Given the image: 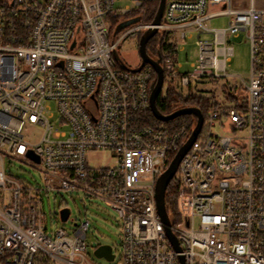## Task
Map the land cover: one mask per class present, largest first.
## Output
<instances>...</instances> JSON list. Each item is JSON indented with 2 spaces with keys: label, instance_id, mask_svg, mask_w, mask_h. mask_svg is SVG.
<instances>
[{
  "label": "built area",
  "instance_id": "built-area-1",
  "mask_svg": "<svg viewBox=\"0 0 264 264\" xmlns=\"http://www.w3.org/2000/svg\"><path fill=\"white\" fill-rule=\"evenodd\" d=\"M116 1L0 0V264H97L85 253L87 219L48 234L39 192L58 189L100 197L120 217L118 257L111 247L108 264H264V8L165 1L157 31L179 28L182 41L192 28L198 54L186 72L164 54L163 86L199 93L204 80L229 75V37L243 31L250 47L248 77L230 83L237 99L208 105L172 177L177 221L166 213L178 249L154 188L196 119L154 116L152 65L133 70L115 60L119 41L150 26L139 17L112 36L107 17L117 24L142 15L148 0L119 9ZM220 15L225 27L207 26ZM95 150H110L112 164H88ZM5 159L29 163L41 183L8 174Z\"/></svg>",
  "mask_w": 264,
  "mask_h": 264
},
{
  "label": "rangeland",
  "instance_id": "rangeland-1",
  "mask_svg": "<svg viewBox=\"0 0 264 264\" xmlns=\"http://www.w3.org/2000/svg\"><path fill=\"white\" fill-rule=\"evenodd\" d=\"M237 7L248 5V0H231ZM125 4L133 3L130 0H117L115 7L121 8ZM253 4L257 8H264V0H253ZM116 20L109 16L107 17L108 24H111V30L115 27ZM228 22V16L220 15L209 18L206 23L208 27L219 28L225 27ZM179 28L170 31V35L165 36L170 41L176 43V50L171 54V57L180 63V71H190L191 64L195 62L198 54V47L195 42L196 33L192 28H188L185 32V38L182 39L178 35ZM120 32L117 33L118 38ZM160 34V35H159ZM163 32L156 35L162 37ZM139 37H126L119 41L116 47L117 53L121 60L128 66H136L140 62V55L138 52ZM229 42L233 47V53L230 60L227 62L228 76L217 79H207L199 85V92L205 96H210L211 101H223L222 90L224 82L239 83L241 78L246 79L249 74L250 67V47L248 39L243 31L236 35L229 37ZM164 86L161 92H164ZM182 91L186 94V90ZM190 91V90H189ZM224 102V101H223ZM51 109L54 110V105L51 104ZM204 129V128H203ZM212 131L219 132V129H212ZM40 133V129L32 130L29 138L33 140ZM88 164L90 165H111L112 152L110 150H95L86 153ZM4 166L12 176L24 178L31 183H41V176L39 171L24 162L23 160H8L5 159ZM39 197L43 210V223L48 231V234L53 236L57 228L72 229L74 221L80 219L88 220V227L86 229L85 237V253L89 260L97 264H108L106 258L98 257L94 254V249L99 244H108L112 247V251L117 255L119 253V240L121 236V219L104 199L85 193L82 190H51L47 192L40 191ZM67 208L69 211L68 218L64 220L61 217V210ZM112 263V262H111Z\"/></svg>",
  "mask_w": 264,
  "mask_h": 264
},
{
  "label": "water",
  "instance_id": "water-1",
  "mask_svg": "<svg viewBox=\"0 0 264 264\" xmlns=\"http://www.w3.org/2000/svg\"><path fill=\"white\" fill-rule=\"evenodd\" d=\"M165 1L166 0H158L156 11L150 22V26L147 27L139 36L138 43H137L138 52L140 55L139 65L135 68L127 66L121 60L116 50H113V57L115 58V60L119 62L121 66L128 68V69H133V70L139 69L145 62L150 63L152 65L156 75L150 86L149 100H150V107H151V110L154 116L162 120H167V119L174 118L180 114H191L196 119L195 124L189 136L187 137V139L176 150L170 162L168 163L167 167L158 175L156 182H155V188H154L156 208H157V212L162 222L164 223L165 232L167 236L170 238V240L172 241V243L174 244V246L179 249L176 237L169 228L170 220L167 216L166 209H165L164 194H165V190L167 188V185L170 179L173 177L176 171L179 160L184 155V153L187 151V149L189 148V146L195 139L197 133L201 129L202 122H203V114L197 106H181V107L175 108L169 113H162L156 107L155 100H156L157 95L162 90L164 74H163L162 66L160 64V56L158 55L157 58H152L151 56H149L146 50V43L157 32V26L158 24H160V21H161ZM138 19H139V16H133V17H130L123 21L118 22L112 31V36H114L121 28L136 22ZM67 213H68L67 208H63L60 212L61 217L65 219L67 216ZM94 254L98 257H104L106 259H111L113 257L111 246L108 244H99L94 249Z\"/></svg>",
  "mask_w": 264,
  "mask_h": 264
},
{
  "label": "trees",
  "instance_id": "trees-1",
  "mask_svg": "<svg viewBox=\"0 0 264 264\" xmlns=\"http://www.w3.org/2000/svg\"><path fill=\"white\" fill-rule=\"evenodd\" d=\"M158 0H148L140 6L139 10L143 12V20L146 22H151L154 13L156 11ZM160 32H156L146 43V49L149 54H155L159 52L160 54L165 51L167 56L171 57V54L176 50V43L170 41L168 35L169 31H164L156 39V35ZM160 35V34H159ZM222 90L223 101L234 102L241 90L235 85H230L228 82H224ZM164 92H160L155 100L157 109L162 113H169L177 107L181 106H197L203 115L206 113L208 105L212 102L210 96H205L202 93H193L187 91L186 94H182L176 88L171 85L164 86ZM190 123L193 121L192 115L186 116ZM190 127V126H189ZM164 202L166 211L169 216L173 218V221H177L178 218V206H177V192L176 183L173 178L170 179L164 194Z\"/></svg>",
  "mask_w": 264,
  "mask_h": 264
},
{
  "label": "bare ground",
  "instance_id": "bare-ground-1",
  "mask_svg": "<svg viewBox=\"0 0 264 264\" xmlns=\"http://www.w3.org/2000/svg\"><path fill=\"white\" fill-rule=\"evenodd\" d=\"M135 16H137V15H135ZM139 17H140V19H141L142 21H144V20H143V14H142V15H139ZM144 22H146V21H144ZM147 23H150V22H147ZM157 32H158V31H157ZM140 35H141V34H140ZM146 50H147V49H146ZM116 51H117V50H116ZM147 53H148V52H147ZM148 54H149V53H148ZM164 54H166L165 51H163L162 54H160L159 52H157V53H155V54H149V56H151L152 58H157L158 55H159V56H160V64H161V58L163 57ZM139 63H140V62H139ZM145 63H147V62H145ZM143 64H144V63H143ZM138 65H139V64H138ZM138 65H137V66H138ZM137 66H136V67H137ZM155 75H156V74H155V71L153 70V76H154V78H155ZM154 78H153V80H154ZM180 145H181V144H180ZM180 145H179V146H180ZM179 146H178V148H179ZM178 148H177V149H178ZM175 152H176V151H175ZM173 155H174V154H173ZM173 155L171 156V158L173 157ZM171 158H170V160H171ZM170 160H169V162H170ZM179 161H180V160H179ZM178 163H179V162H178Z\"/></svg>",
  "mask_w": 264,
  "mask_h": 264
},
{
  "label": "crops",
  "instance_id": "crops-1",
  "mask_svg": "<svg viewBox=\"0 0 264 264\" xmlns=\"http://www.w3.org/2000/svg\"><path fill=\"white\" fill-rule=\"evenodd\" d=\"M245 6L241 7V8H244Z\"/></svg>",
  "mask_w": 264,
  "mask_h": 264
}]
</instances>
